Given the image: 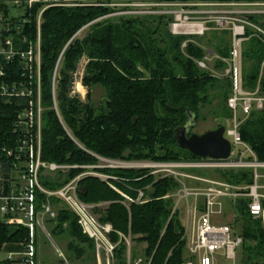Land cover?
<instances>
[{
	"label": "trees",
	"instance_id": "trees-1",
	"mask_svg": "<svg viewBox=\"0 0 264 264\" xmlns=\"http://www.w3.org/2000/svg\"><path fill=\"white\" fill-rule=\"evenodd\" d=\"M147 1L161 4L200 0ZM109 3L79 2L75 7L50 8L42 15L43 160L74 168L46 176L41 182L48 190L57 191L79 179V200L93 207L101 225L112 228L107 235L114 246L111 264H135L139 259L145 264H182L188 259L185 230L180 213H174L175 200L167 198L177 190L175 180L156 178L148 170L97 167L99 159L198 160L179 148L174 132L186 122L188 112L194 113L198 121L215 101L213 93L222 101L213 112L214 119L230 120L227 101L231 82L200 69L196 61L204 59L208 51L228 57L231 33L212 32L215 42L213 39L211 48L205 50L192 37L171 33L173 16L147 15L94 24L82 38L76 37L90 23L114 12L106 7ZM0 5L7 7L5 2ZM42 8L43 4H37L30 12V24L25 29L30 39L36 38ZM249 19L258 24L256 18ZM247 32L249 40L243 46L245 87L251 91L259 88L264 94V37L250 29ZM84 58L88 61L83 78L89 91L86 103L73 95L74 74ZM222 67L220 62L215 65L216 69ZM96 87L105 92V103L98 107L90 102ZM13 110L14 106L0 104V114L4 115L0 116V150L12 134L9 116ZM240 134L258 161L264 162V112L253 110L242 123ZM88 174L114 179L105 181ZM220 176L233 185L253 184L250 171ZM139 192L145 193L147 203H129L123 196L137 200ZM45 200L44 195L37 194V210ZM51 202L57 212L55 219L47 221L51 234L57 237L67 233L72 238L68 251L75 259L81 260L88 249L96 260V242L83 232L78 216L59 198H51ZM249 202H237L233 225L238 230L239 221L243 224L238 232L244 239V264H264V221L250 215ZM28 238L26 229L0 224V252L5 245L24 243Z\"/></svg>",
	"mask_w": 264,
	"mask_h": 264
},
{
	"label": "built area",
	"instance_id": "built-area-1",
	"mask_svg": "<svg viewBox=\"0 0 264 264\" xmlns=\"http://www.w3.org/2000/svg\"><path fill=\"white\" fill-rule=\"evenodd\" d=\"M192 2L199 6H195ZM78 3L73 0H14L16 13L18 8H24L25 12L21 16L11 15L8 4L6 8L0 5V104L16 108L9 116L12 134L0 150V224L21 227L29 232L26 242L10 244L21 246L20 252L9 254V261L12 263L38 264L36 237L39 231L46 234L47 221L57 217L51 202V198L54 197L59 198L78 216L83 232L94 239L99 247L104 239L102 231L105 230L108 234L112 231L111 226H103L99 223L92 212V206L83 204L79 200V179L57 191L48 190L41 182L46 176L53 177L58 172H66L74 168L43 160L42 15L53 7H75ZM175 3H161L182 10L177 18L173 16L174 22L170 25L173 35L204 36L209 31V26L206 27L209 22L201 21V24L192 22L195 13L212 14L211 24L231 33L228 57L213 55L208 51L204 59L196 61L200 69L210 72L218 79H227L231 82V94L227 101L231 112V128H226L225 131V138L232 146L231 155L225 160L199 158L178 162L126 163L128 169L148 170L150 175L156 178L170 177L177 183V190L167 198L175 200L174 213H180L179 208L182 203L186 207L183 226L188 259L182 264L231 262L235 264L236 252L242 248L244 239L234 225L216 224L213 215L222 214L225 201L229 202L235 213L237 202L240 199H248L250 215L264 221V192H260L264 191V184L259 185V181L264 180V173H260V170H264V162L258 161L240 134L242 123L253 110L264 112V94L259 93V88L251 91L245 87L243 71V46L249 40L247 30L250 29L254 34L264 37V29L249 19L264 16V0H200L179 2L180 5ZM37 4H43V8L37 17L36 38L30 39V33L25 29L30 24V12ZM195 7L202 9L199 10L202 12L194 11ZM26 12L29 13L28 17ZM166 13L171 14L170 11ZM175 26H183L191 30L176 31ZM183 47H186V43ZM217 62L223 66L221 69L215 68ZM14 66L15 70L12 69ZM55 109L57 110L56 106ZM239 111L242 113V118H239ZM0 116L4 115L0 114ZM106 161L111 164L120 162ZM1 163L6 166H1ZM111 168L121 169L113 165ZM244 171L252 172L253 184L233 185L220 176V174ZM88 175L105 181L114 179L97 174ZM39 193L44 195L46 200L40 205V210H37ZM123 196L129 203L148 202L144 192H139L137 200ZM235 218L236 214L234 220Z\"/></svg>",
	"mask_w": 264,
	"mask_h": 264
},
{
	"label": "rangeland",
	"instance_id": "rangeland-1",
	"mask_svg": "<svg viewBox=\"0 0 264 264\" xmlns=\"http://www.w3.org/2000/svg\"><path fill=\"white\" fill-rule=\"evenodd\" d=\"M4 1L6 4H8L9 12L11 15L21 16L22 14H24L25 12L24 8H18L17 13L15 12L14 1L12 0H4ZM192 3L195 6H199L195 2H192ZM175 4L180 5L179 2H176ZM106 7L113 10L114 12L112 14H108L107 16L97 19L96 21L90 23L89 25L84 27L76 35V37L82 38L88 31L89 27L93 26L94 24L106 22L108 20H114V22L118 23V20L120 19L126 20L130 18H140V17L147 16V15H164V14L167 15L168 14L166 13L167 11L171 12V14H168L169 16L171 15L177 18V16L180 15L182 12V10L178 7L170 6L167 4L148 3L147 0H145L142 3L140 1H129V2L110 1L109 5H106ZM195 8L196 9L194 11L197 10L196 12H202V11H199V10H202L199 7H195ZM230 9H233V8H230ZM204 11H211V10H204ZM192 18H193L191 20L192 22H198L199 24H201V21L209 22L207 25L205 24L206 27L209 26V31L206 32L204 36L192 37L193 38L192 41L197 42V43L200 42L199 44L205 50L211 48L209 43L213 42V39H214L212 32H226V31H222L221 29H219L216 25L211 24V22H213L212 14L195 13L193 14ZM257 20H258V26L264 29V16H258ZM214 42H215V39H214ZM210 53L213 55H218V54H214L211 51ZM87 64H88V61L86 58H84L79 64L78 70L74 74L75 83L73 87V90H74L73 95L77 96V98H79L81 102L83 103L88 102V94H89L88 89L83 84L85 67L87 66ZM213 96L215 97V101L210 107L204 109L201 117L197 121V126L193 130V133L202 135L208 131L215 130L219 124H223L225 128L227 129L231 128L230 120H227L224 118L220 120L214 119L213 112L216 111L217 107L219 106L218 104L222 105V101L220 98L217 97L215 93H213ZM90 102L96 107L103 105L105 103L104 90L99 87L94 88L92 90ZM238 113H239V118H242L241 111H239ZM111 165L117 168H121V169H128L126 162H118L117 164H111L104 159H99V165L97 168L112 169ZM260 173L261 174L264 173V170H260ZM98 175L100 176V174H97V176ZM263 184H264V180H260L259 185H263ZM260 192L263 193L264 191H260ZM190 201H192V199ZM102 207L105 208L106 205ZM185 208L186 207L184 203H182L179 208L182 223H185V218H184ZM234 215H235L234 210L231 208L229 202L225 201L222 214L221 213L214 214L213 219L216 222V224L220 226L233 225L235 221ZM96 219L98 220V217H96ZM242 227H243V224L241 221H239L238 230L240 233L242 231ZM102 233L104 235V239L99 244L100 247L95 241L96 242V260L94 259V255L88 249H87L85 256L81 260H77L74 258L73 254L70 253V251H68V245L73 241L72 238L67 233L62 234L61 236L54 237L51 234L50 228L47 226L46 234H43L41 231H39L36 237V241L38 243V264H111L114 246L109 242L107 238L108 232L103 230ZM20 250H21V246L19 245H5L0 252V262L1 263L8 262L9 254L14 253V252H20ZM244 260L245 258L243 254V249L240 248L236 252L235 264H244ZM220 261L222 262V260ZM13 264H17V263H13ZM135 264H145V263L143 259H139ZM227 264H233V262L227 263Z\"/></svg>",
	"mask_w": 264,
	"mask_h": 264
},
{
	"label": "water",
	"instance_id": "water-1",
	"mask_svg": "<svg viewBox=\"0 0 264 264\" xmlns=\"http://www.w3.org/2000/svg\"><path fill=\"white\" fill-rule=\"evenodd\" d=\"M197 126V116L187 113L186 122L174 132V137L180 149L190 152L200 159H228L231 155L232 146L225 138V127H219L202 135L192 133Z\"/></svg>",
	"mask_w": 264,
	"mask_h": 264
},
{
	"label": "crops",
	"instance_id": "crops-1",
	"mask_svg": "<svg viewBox=\"0 0 264 264\" xmlns=\"http://www.w3.org/2000/svg\"><path fill=\"white\" fill-rule=\"evenodd\" d=\"M73 1H76V2H96L97 0H73ZM108 1H124V2H129V1H140V0H108ZM5 1L4 0H0V3H4Z\"/></svg>",
	"mask_w": 264,
	"mask_h": 264
},
{
	"label": "bare ground",
	"instance_id": "bare-ground-1",
	"mask_svg": "<svg viewBox=\"0 0 264 264\" xmlns=\"http://www.w3.org/2000/svg\"><path fill=\"white\" fill-rule=\"evenodd\" d=\"M174 29L176 31L190 32L191 29L183 27V26H175Z\"/></svg>",
	"mask_w": 264,
	"mask_h": 264
},
{
	"label": "flooded vegetation",
	"instance_id": "flooded-vegetation-1",
	"mask_svg": "<svg viewBox=\"0 0 264 264\" xmlns=\"http://www.w3.org/2000/svg\"><path fill=\"white\" fill-rule=\"evenodd\" d=\"M192 133H193V131H192Z\"/></svg>",
	"mask_w": 264,
	"mask_h": 264
}]
</instances>
